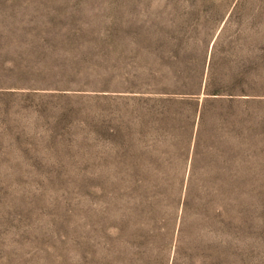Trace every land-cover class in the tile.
<instances>
[{
    "label": "rangeland",
    "instance_id": "obj_1",
    "mask_svg": "<svg viewBox=\"0 0 264 264\" xmlns=\"http://www.w3.org/2000/svg\"><path fill=\"white\" fill-rule=\"evenodd\" d=\"M0 264H264V0H0Z\"/></svg>",
    "mask_w": 264,
    "mask_h": 264
}]
</instances>
